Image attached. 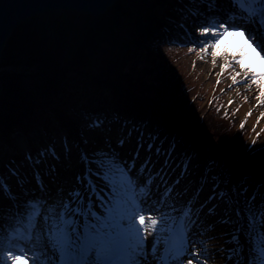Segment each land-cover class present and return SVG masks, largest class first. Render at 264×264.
I'll return each instance as SVG.
<instances>
[{"label": "trees", "instance_id": "1", "mask_svg": "<svg viewBox=\"0 0 264 264\" xmlns=\"http://www.w3.org/2000/svg\"><path fill=\"white\" fill-rule=\"evenodd\" d=\"M178 3L119 0L101 16L57 11L17 27L0 64V149L16 132L72 136L103 114L150 116L199 151L205 169L215 163L213 178L227 194L241 199L248 187L264 200V150L247 147L246 133L204 103L181 64L184 44L174 38L186 16Z\"/></svg>", "mask_w": 264, "mask_h": 264}, {"label": "rangeland", "instance_id": "2", "mask_svg": "<svg viewBox=\"0 0 264 264\" xmlns=\"http://www.w3.org/2000/svg\"><path fill=\"white\" fill-rule=\"evenodd\" d=\"M203 2L204 0H200V3L197 4L193 0H183V11L187 13L189 24L191 20L188 13L196 7H202ZM227 9L223 7L224 11H227ZM219 21L220 18L215 16L210 18L209 23L216 25ZM192 32L193 30L187 26L177 30V41L184 44V51L182 52L184 55L180 58L182 62L180 63L186 67L199 88L208 96V100L206 98L204 103L208 106L211 100H214L215 103V99L218 100L219 97L220 99L215 104L219 106L220 115L228 116L239 130L246 133L247 147L253 146L255 142V146L252 148L259 146L264 148V119H262L264 115L262 116L257 112V110L264 109V106H261L260 102L259 105L254 104L252 102L253 93L248 92L249 95L243 94L244 92H241L243 90L241 89V83H237V81L232 79L236 74L234 71L236 66H234L235 61L233 59H226L227 56L222 55L220 60L217 61L215 47L210 51H205L209 43L215 44L219 39L223 38L209 39L203 37L200 35L199 29H195V36L192 35ZM197 38H199V43L195 42ZM246 40L249 42L248 39ZM227 42L230 43L229 38H227ZM226 43L223 46V50H226ZM193 47L197 49L195 52L192 51ZM202 52L203 55H201ZM225 64L229 65L227 72L224 71ZM247 64L249 67L256 64L258 70H264V63H259V60L254 62L251 59H247ZM240 70H244V66H239L238 71ZM256 90V98L259 99L260 89L258 86H256ZM207 101L209 102L208 104L206 103ZM97 120L101 122L100 127L93 126V122ZM132 126L142 131V141H151L152 148L146 152L144 147H141L137 158V173L143 175L142 181L146 180L148 175H150L151 180L148 187L144 185L146 189L139 190L143 184L140 182L141 180L135 179V182L139 183L136 188L134 185H130L125 193H118L116 198L128 210L134 239L142 236V226L138 222L139 216L144 214L149 217L148 236L145 237L147 240L145 247L151 246V256L148 264H180L182 255H177L176 249L181 245L188 247V241L192 239L189 233L190 228H192V232L205 233L195 237L203 246L201 250L219 249L223 241L236 234L233 229L240 230V240L246 246L248 232L245 229L248 227L251 213L256 212L259 208H264V200L261 199V195H254L255 200H252L253 195L248 187L242 191L243 197L239 200L234 195L227 194L222 188L223 183H216L215 178H213L212 171L215 169V163L209 164V168L205 169L203 167L204 162L198 157L199 151L195 153L194 149L192 151L186 149L184 137H179L176 134L173 136L169 135L165 128L166 125L152 117H144L139 121L132 116L124 118L104 115L101 118H94L83 126L81 133L83 141L80 140V136L78 137L80 141H78L76 136H70L64 131L57 132L55 139H52L44 135L40 129H37L30 135L29 141L19 133H15L13 146L0 150V160L2 158L3 160L6 159L4 158L5 154L7 159H9L10 156L15 154V151H13L15 148L19 152L25 153L26 156L21 160H15L8 169L2 168V164H0V186L7 182L11 189V191H8L5 188L3 193H0V210L8 209V197H12V202L15 203L17 196H21L25 200H30L32 196H36L38 199L31 201L32 205L34 204L33 207L44 202L42 198H44L45 191L51 188L50 181H52V177L64 171L67 161H75L77 159L79 162H77L78 174L81 175L83 169L85 171L86 160L97 159L99 161L102 156L101 150L107 149L109 142L116 145L121 137L124 138L125 143L122 148L117 149V152L120 155L129 157L131 152L136 149L137 132L133 131L131 136L126 135L128 129ZM157 147L159 152L156 151ZM42 150L47 153L45 161L36 167L39 169L45 183L44 192H40L37 189L33 166L26 159L29 154L35 158ZM53 150L59 159L53 158ZM94 152L98 154L95 157L92 155ZM146 158L148 161L149 159L151 160L149 161L151 172H156V175H151L147 167L143 173L139 172V164ZM7 159L4 163L9 161ZM103 159L105 163L99 167L105 179L101 180L95 175L88 176L91 179V184L95 185L102 196L108 194L109 189L106 184L113 186V183L124 177L122 170L120 174H114L110 171L108 165L112 164V161L107 157H103ZM18 163H22V165ZM52 165H55V173L45 175V172ZM88 167L93 168L94 171L97 168L96 165H89ZM115 167H118V165H115ZM158 169L159 172H157ZM13 171L17 175H12ZM85 179L90 184L87 176H85ZM29 181H32V188L22 186L24 183H29ZM18 185L20 186L18 187ZM213 185H215V188ZM79 187L80 189L82 187L78 192L82 197L91 195L90 190L85 186L80 184ZM28 191H31L32 194L25 195V192ZM213 192L217 193V196H213L212 200H209L208 197ZM129 193L134 194V196L131 197ZM238 201L241 203L238 204ZM80 203L84 204L85 202L81 199ZM210 206L213 208L211 213L207 211ZM22 207L29 209L27 205H22ZM88 210V208H85V211ZM35 212L34 208H32L31 214L27 211V215L34 217V220H32L33 224L38 219V216L42 214L41 210L38 213ZM197 215L200 217L201 224L196 230L192 224V218ZM106 216L107 211L105 210ZM225 217L228 222L220 223L219 221ZM152 218L158 221L155 230L151 228ZM208 220L214 222V227L210 232L206 228ZM175 221L183 227L181 234L175 231L176 227L173 228ZM9 223L13 224V228L8 227ZM31 232L32 228L31 226L29 227L26 217L24 220L17 218L15 222H12L6 215L3 217V227L0 228V262L2 264H8L6 251L9 248L18 252L25 251V245L32 248L33 243L28 239ZM174 234H176L177 239L173 243L170 242L172 247L164 248V250L166 249L165 252L164 250L161 251V240L163 241L166 238L168 241ZM209 235L216 236L218 239H208ZM261 239H264V236H261ZM208 247L211 249H207ZM182 251L181 249V253ZM212 264H223V261L216 259L212 261Z\"/></svg>", "mask_w": 264, "mask_h": 264}, {"label": "snow or ice", "instance_id": "3", "mask_svg": "<svg viewBox=\"0 0 264 264\" xmlns=\"http://www.w3.org/2000/svg\"><path fill=\"white\" fill-rule=\"evenodd\" d=\"M200 0H197V4ZM216 5V7H212ZM222 5H228L227 11H224ZM237 6H239V16L237 15ZM232 15L233 20H229V15ZM191 23L185 21L181 27L185 25L192 29V35L195 36V29H199L200 35L203 37L223 38L215 44L209 43L205 51H210L215 47V57L217 61L221 56H227L226 50H223L224 44L228 37L244 36L248 39L249 44L256 49L259 55V63H264V0H204L202 7H196L188 13ZM219 16L220 21L216 25L209 23L210 18ZM246 17V19H244ZM199 43V38L195 41ZM196 47L192 48L195 52ZM203 55V52L201 53ZM236 55V53H233ZM239 65L244 66L242 75L247 78V82L258 86L260 89L259 100L261 105H264V71L257 69V65L251 67L247 64V57L238 60ZM229 70V65H224V71ZM241 74L238 73L233 77L237 83L240 81ZM264 119V118H262ZM93 126L100 127L99 120L93 122ZM136 131V149L131 152L129 157L118 154L117 149L122 148L125 140L121 137L116 145L109 142L107 149L101 150L102 156L99 159H91L85 161V172L82 175L75 177L81 185L90 190L91 195L73 193L69 191L60 203L56 204L50 198H44L43 212L38 216V219L33 224L31 216H27V222L32 228L28 239L36 247V252L33 248L25 245V251L18 252L12 248L6 251V259L8 264H148L151 256V246L147 245L145 237L148 236L149 217L141 214L139 216V225L142 226V236L138 239L133 238L132 228L130 224L131 217L128 214L127 208L123 207L117 197V189L106 184L109 191L107 195H101L94 184H88L85 176L95 175L101 180L105 179L104 174L100 171V167L104 165L103 157H107L112 164L108 165L109 170L114 174H120L121 170L127 174L129 180L138 178L137 176V158L139 157V149L144 147L147 152L152 148L151 141H142V131L132 126L128 129L126 135L131 136L132 132ZM255 146V142L253 144ZM159 152V148L156 149ZM46 151L42 150L35 158L29 154L26 159L33 166L34 179L37 189L40 192L45 191V183L36 167L44 163ZM54 159H59L52 152ZM94 157L97 153L92 154ZM167 163V161H165ZM89 165H96L94 171ZM119 165V167H115ZM149 169L151 175H156V172H151V166L148 159H144L139 164V172L143 173L145 168ZM159 172V169L157 170ZM55 173V165H52L45 175ZM17 175L15 171L11 173ZM143 183V181H140ZM215 188V185H213ZM7 188L11 191L7 182L0 186V193H3ZM217 193L213 192L208 197L212 200ZM38 197L32 196L30 200L20 201L16 197L15 203L12 202V197H8L9 207L6 210H0V228L3 227V217L6 215L15 222L17 218L24 220L27 215L28 208L22 207L27 205L33 207L31 201ZM83 199L85 202L81 204ZM252 200H255L253 195ZM55 204V207L48 205ZM88 208V211H85ZM105 210L107 216L105 217ZM207 211L211 213L213 208L210 206ZM239 215V213H237ZM220 223H226L227 218L221 219ZM158 221L155 218L151 219V228L156 229ZM194 227H199L201 224L200 217L197 215L192 218ZM9 228H13V224H8ZM214 222L208 220L206 228L209 232L213 229ZM248 232L247 244L241 242L239 229H233L236 234L231 235L227 240L223 241L219 249L201 250L202 245L195 239L198 235H204L203 232L191 233L192 239L188 241L189 247L181 245L176 249L177 255H182L180 264H212V261L220 259L223 264H264V208H259L256 212L251 213V219L248 222V227L245 229ZM254 233V234H253ZM208 239H218L216 236L209 235ZM235 246H230V245ZM181 249L183 250L181 253ZM31 253V254H30ZM147 253V254H146ZM2 264V262H0Z\"/></svg>", "mask_w": 264, "mask_h": 264}, {"label": "bare ground", "instance_id": "4", "mask_svg": "<svg viewBox=\"0 0 264 264\" xmlns=\"http://www.w3.org/2000/svg\"><path fill=\"white\" fill-rule=\"evenodd\" d=\"M54 12H57V11H54ZM239 12H240V10L237 11V15L239 14ZM48 13H50V12H48ZM43 14H46V13H43ZM228 18L230 19L233 17L230 14ZM244 19H246V17H244ZM14 30H13V32H14ZM228 38H229L230 43H228V42L226 43V51L228 53L226 59L231 58V59H233V61H235L234 66H236V68L234 69V71L236 72V74L234 76H236L238 73L241 74L240 81H239L242 85L241 89H243L241 92H244L243 94H246V95H249L248 92H252L254 95L252 102L256 105H259L260 100L256 98V95H257L256 86L254 87L253 84L247 82V78L244 75H242L244 70L238 71V67L241 66L238 63L239 59L247 57V59H251L254 62H257L259 60V55L255 51V49L249 44V42H247V40L244 36H235V37H228ZM233 53H236V55H233ZM245 91H247V93H245ZM261 106H264V105H261ZM257 112H259V114H261L262 116L264 115V109L257 110ZM149 161H151V160L149 159ZM77 162H78L77 159L75 161H71V160L67 161L66 168L64 169V171L63 172L58 171V172H60V174H56L52 177V179H51L52 181H50L51 188L46 191V193L44 194V198H50L51 200L55 201L56 204H58L61 202L62 199H64L66 197V195L69 191H71L73 193H78L82 189V187H81V189L79 187L80 183L78 181H76V179H75V177L79 175ZM118 167H119V165H118ZM84 172L85 171L83 169V173ZM137 176H138V178H132L131 180H129L127 177V174L124 173V177L121 176V177H123V179L113 183V186L117 189V194L118 193L119 194L125 193L126 189H128V186H130V185H134L136 188L137 184H139V183L135 182V179L142 180V178H143L142 174L137 173ZM150 178H151L150 175H148L147 179L143 180V183H142L143 185L140 186L139 190L146 189V188H144V185H145V187H148V185L150 184V180H151ZM33 185H34V183H33ZM19 186L20 185H18V187ZM22 186H24V187L26 186V188H30V187H32V181H29V183H24ZM151 186H152V184H151ZM129 194L131 197L134 196V194H132V193H129ZM44 198H42V199H44ZM19 199H20V201L25 200V198H23L21 196L19 197ZM43 205H44V202H41L38 205H35L34 207H30L28 209L29 214H30L32 208H34L37 213L40 210L43 212V208H42ZM36 207H38V208H36ZM48 207H55V204L48 205ZM175 225H176L175 231L178 232V234H181L183 232V227L179 223H176ZM194 229L197 230L198 227H195ZM189 233L190 234L192 233V228L189 229ZM176 239H177L176 234H174L170 237V239L167 242H165L166 238H164L163 241L161 240L162 243L160 245V250L162 251V250H164V248H168L169 246L172 247L171 243H173V241ZM201 243H203V242L201 241ZM188 247H189V245H188ZM32 248H33V252H36V247L34 245H32ZM207 249H211V248L208 247ZM165 251H166V249L164 250V252Z\"/></svg>", "mask_w": 264, "mask_h": 264}, {"label": "water", "instance_id": "5", "mask_svg": "<svg viewBox=\"0 0 264 264\" xmlns=\"http://www.w3.org/2000/svg\"><path fill=\"white\" fill-rule=\"evenodd\" d=\"M119 0H0V63L13 30L43 13L71 11L89 15L106 14ZM3 84L0 80V95Z\"/></svg>", "mask_w": 264, "mask_h": 264}]
</instances>
